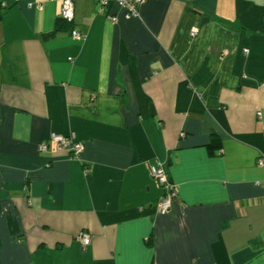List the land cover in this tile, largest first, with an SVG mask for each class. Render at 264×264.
<instances>
[{
    "label": "crops",
    "instance_id": "0c3cea01",
    "mask_svg": "<svg viewBox=\"0 0 264 264\" xmlns=\"http://www.w3.org/2000/svg\"><path fill=\"white\" fill-rule=\"evenodd\" d=\"M62 5L0 0V264H264V0Z\"/></svg>",
    "mask_w": 264,
    "mask_h": 264
},
{
    "label": "built area",
    "instance_id": "2783aa9c",
    "mask_svg": "<svg viewBox=\"0 0 264 264\" xmlns=\"http://www.w3.org/2000/svg\"><path fill=\"white\" fill-rule=\"evenodd\" d=\"M77 0H62V14L61 16L69 22L74 20V8ZM99 4V13L103 14L104 9L110 4H116L125 11V18L131 19L139 15V7L143 4L144 0H95ZM41 8V6H40ZM113 22H117L118 18L111 17ZM197 30L194 29L191 32V36L197 35ZM72 36L76 40L83 39V35L80 32L74 31ZM50 141H52L58 150H64L71 155L78 157L84 150V144L78 142L73 136H63L56 133L51 134ZM48 149L47 144L43 143L39 146L40 151H46ZM259 166H264V160H259ZM150 173L152 178L160 185L163 191V196L158 200L155 210L161 215L165 216L170 213L173 205V201L177 198V188L173 184L169 177L167 168L162 163H154L150 165ZM80 239L83 245H88L90 241L89 235L82 233Z\"/></svg>",
    "mask_w": 264,
    "mask_h": 264
},
{
    "label": "trees",
    "instance_id": "16d2710c",
    "mask_svg": "<svg viewBox=\"0 0 264 264\" xmlns=\"http://www.w3.org/2000/svg\"><path fill=\"white\" fill-rule=\"evenodd\" d=\"M0 18H1V15H0ZM72 23H73V21L69 22L68 20L64 19L63 17L58 18L56 20L55 29L48 34H44L43 35L44 39L50 40V39L56 37V35L58 33L62 32V31L70 30ZM208 149H209L211 155H215V153L221 149L220 139L216 136H213L211 139V143L208 146Z\"/></svg>",
    "mask_w": 264,
    "mask_h": 264
}]
</instances>
